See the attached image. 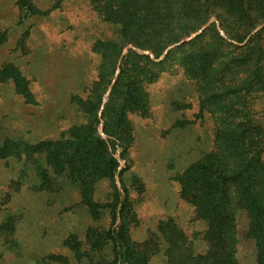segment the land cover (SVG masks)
<instances>
[{
    "label": "rangeland",
    "instance_id": "obj_1",
    "mask_svg": "<svg viewBox=\"0 0 264 264\" xmlns=\"http://www.w3.org/2000/svg\"><path fill=\"white\" fill-rule=\"evenodd\" d=\"M191 1L178 4L170 24L150 34L141 25L146 0H35L32 14L18 0H0V264H112L105 234L115 194L124 189L128 205L120 218L134 264H193L206 253L199 201L205 166L223 157L225 107L208 100L205 80L189 72L186 54L192 48L186 42L194 37L176 47L216 17L231 35L250 29L240 45L259 33L248 46L264 52V26L244 42L264 23V0L244 13L222 0ZM128 37L162 50L155 56L125 43ZM201 37L196 53L205 41L217 47L213 29ZM127 46L124 56L130 49L148 50L155 62L173 53L158 70L129 54L126 68L139 76L145 104L120 117L121 100L115 98L106 129L101 112L110 93L104 95ZM224 53L214 51V71ZM250 110L252 123L264 125V90L253 93ZM83 135L85 147L76 148ZM81 148L86 161L71 169L69 157L79 156ZM115 163L118 182L108 171ZM246 229V214L239 210L231 251L238 264H256L255 241Z\"/></svg>",
    "mask_w": 264,
    "mask_h": 264
},
{
    "label": "trees",
    "instance_id": "obj_2",
    "mask_svg": "<svg viewBox=\"0 0 264 264\" xmlns=\"http://www.w3.org/2000/svg\"><path fill=\"white\" fill-rule=\"evenodd\" d=\"M34 1L18 0V6L26 13L32 14L35 12ZM208 1L210 0H193L191 3L196 5ZM185 2L186 0H146L147 10L141 18V25L150 34L154 31H162L170 24L173 10L179 6L178 4H187ZM222 2L229 4L236 13H244L256 3L255 0H222ZM124 28L128 29L129 24L125 23ZM209 29H213L215 33L217 47L211 48L209 46L211 41H205L201 46L202 50L196 53L195 48L199 47L197 43L202 38L201 33ZM222 29L232 40L219 35L215 24L211 23L200 35L186 42L189 49L192 48V54H186V58L191 63L189 72L205 80L202 92L208 100L213 103L222 102L225 107L220 126L223 157H215L205 166L203 175L206 188L201 192L199 201L201 206L199 214L207 222L208 249L205 254L194 257L193 264H238L231 251L229 239L234 232L239 210H243L247 217L246 235L255 241L256 264H264V125L259 119L253 124L250 114L253 93L264 90V52L259 46L255 50L248 46L259 33L251 36L247 43L240 45L236 42H241L250 29L241 37L227 33L223 27ZM177 40L178 37L171 39V41ZM125 43L148 48L155 56H158L162 50L156 51L153 47L137 44L132 37H128ZM184 44L183 42L176 48L179 49ZM217 48L224 50L225 53L223 60L216 63L219 67L218 71H214L215 67L212 63ZM129 51L122 58L120 71L101 112L106 129L113 113L115 98L119 97L121 100L116 103L120 117H124L125 111L139 110L145 104L139 76H134L132 70L126 68L129 54L146 59L153 70H158L173 53V50H170L162 60L155 62L147 54H138L131 49ZM117 56L118 53L116 59ZM115 64L116 60H114ZM152 74L153 72H150L149 76ZM100 102L101 98L98 97L97 102L93 103L94 122H97L96 112ZM85 136L83 135L81 141L74 143L76 148L81 145L82 148L85 147L87 140L83 139ZM98 141L104 142L102 139ZM114 141L123 148L120 138H115ZM82 148L77 149L80 152L79 156L69 157L71 169H79L77 160L82 158L83 162L86 161V152ZM117 169L116 163L108 169L111 177L117 173ZM127 205L125 189L117 191L112 204L111 225L105 234L111 245L112 264H134L135 253L125 237V225L120 218L121 212L127 208Z\"/></svg>",
    "mask_w": 264,
    "mask_h": 264
},
{
    "label": "water",
    "instance_id": "obj_3",
    "mask_svg": "<svg viewBox=\"0 0 264 264\" xmlns=\"http://www.w3.org/2000/svg\"><path fill=\"white\" fill-rule=\"evenodd\" d=\"M211 23H214L215 24V26H216V28H217V30L221 33V34H223V31H222V29L220 28V26H219V23H218V20L216 19V17H212L201 29H199L198 31H196L195 33H193L190 37H188V38H186V39H183L181 42H184L185 40H189L190 38H192V37H195L196 35H198L200 32H202V30L204 29V28H206L208 25H210ZM262 26H264V23L262 24V25H260V26H258V27H256V28H254L248 35H247V37H246V39H245V41L244 42H246L247 40H248V38L252 35V34H254L257 30H259ZM175 46V44H172L170 47H168L165 51H164V53L158 58V59H156V60H159V59H161L163 56H164V54L167 52V50L169 49V48H171V47H174ZM129 49V46H127V47H125L124 48V50L122 51V53L120 54V56H119V58H118V62H117V68H116V76L118 75V73H119V71H120V69H119V65H120V63H121V61H122V58H123V56H124V54H125V52L127 51ZM137 52H139V53H145V54H150V52L148 51V50H143V51H141V50H139V49H135ZM115 81V79L112 81V83ZM110 90H111V86L108 88V90H107V92L105 93V95H104V97H106L109 93H110ZM102 133V132H101ZM119 170H120V167H118V169H117V173L115 174V180H116V182H118L119 181V178H118V172H119Z\"/></svg>",
    "mask_w": 264,
    "mask_h": 264
},
{
    "label": "bare ground",
    "instance_id": "obj_4",
    "mask_svg": "<svg viewBox=\"0 0 264 264\" xmlns=\"http://www.w3.org/2000/svg\"><path fill=\"white\" fill-rule=\"evenodd\" d=\"M46 47V46H45Z\"/></svg>",
    "mask_w": 264,
    "mask_h": 264
}]
</instances>
